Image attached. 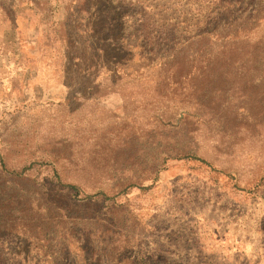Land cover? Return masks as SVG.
Here are the masks:
<instances>
[{
    "label": "rangeland",
    "instance_id": "rangeland-1",
    "mask_svg": "<svg viewBox=\"0 0 264 264\" xmlns=\"http://www.w3.org/2000/svg\"><path fill=\"white\" fill-rule=\"evenodd\" d=\"M0 264H264V0H0Z\"/></svg>",
    "mask_w": 264,
    "mask_h": 264
}]
</instances>
